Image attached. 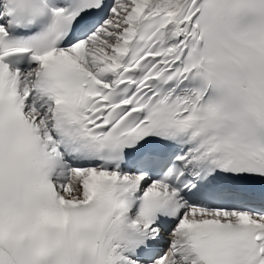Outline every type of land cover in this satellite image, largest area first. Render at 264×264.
I'll list each match as a JSON object with an SVG mask.
<instances>
[{
  "label": "snow or ice",
  "instance_id": "1",
  "mask_svg": "<svg viewBox=\"0 0 264 264\" xmlns=\"http://www.w3.org/2000/svg\"><path fill=\"white\" fill-rule=\"evenodd\" d=\"M0 264H264V0H0Z\"/></svg>",
  "mask_w": 264,
  "mask_h": 264
}]
</instances>
